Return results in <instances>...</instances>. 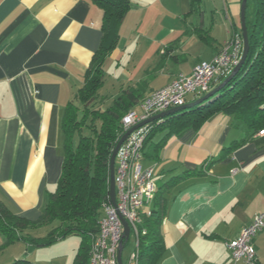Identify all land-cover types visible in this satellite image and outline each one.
Returning <instances> with one entry per match:
<instances>
[{
  "label": "crops",
  "instance_id": "crops-1",
  "mask_svg": "<svg viewBox=\"0 0 264 264\" xmlns=\"http://www.w3.org/2000/svg\"><path fill=\"white\" fill-rule=\"evenodd\" d=\"M232 5L203 0L194 12L192 0H134L106 59L96 107H110L125 89L141 84L143 98L134 108L140 110L179 74L189 76L197 63L213 61L242 34ZM103 18L91 0H0L1 211L37 221L57 191L65 160L64 117L71 103L81 106L77 94L102 48ZM110 73L115 96L101 94ZM197 99L189 96L187 103ZM243 137L232 117L216 114L198 129L171 135L156 160L145 158L165 202L160 226L165 254L159 264H237L227 242L264 214V144L227 150ZM195 170L200 173L187 174ZM48 231L16 230L14 242L0 232V264L30 260L34 245L20 237L41 238ZM131 235L136 248L129 264L139 242ZM253 243L254 264H264V230Z\"/></svg>",
  "mask_w": 264,
  "mask_h": 264
},
{
  "label": "trees",
  "instance_id": "trees-1",
  "mask_svg": "<svg viewBox=\"0 0 264 264\" xmlns=\"http://www.w3.org/2000/svg\"><path fill=\"white\" fill-rule=\"evenodd\" d=\"M91 1L104 13L103 44L97 53L94 69L77 94L81 106L71 103L66 110L63 121L65 160L57 191L50 196L37 221L0 210V232L12 242L19 239L12 238L16 230L24 231L28 227L49 228L41 238L30 234L29 237H20L25 243L37 247H48L79 236L82 241L73 264H90L91 248L100 231L104 206L110 203V160L122 134V119L143 98L140 84L137 88L125 89L110 107H96L99 90L104 84L106 59L117 46L120 24L133 7L134 0ZM202 1L192 0L194 12L201 7ZM246 15L250 50L238 74L206 102L151 123L144 148L146 159L156 160L160 146L171 135H180L189 128L198 129L216 114L232 117L234 126L244 134L242 140L227 148L228 152L247 143L264 144V136H259L264 130V0H248ZM85 130L89 132L86 134ZM161 132H166L164 138L151 145L150 142ZM198 173L200 170L187 172L188 175ZM161 190H157L151 204V214L143 215L139 225L138 264H159L165 254L160 232L165 215V202L159 195ZM11 264L34 263L18 259Z\"/></svg>",
  "mask_w": 264,
  "mask_h": 264
},
{
  "label": "built area",
  "instance_id": "built-area-1",
  "mask_svg": "<svg viewBox=\"0 0 264 264\" xmlns=\"http://www.w3.org/2000/svg\"><path fill=\"white\" fill-rule=\"evenodd\" d=\"M244 51L242 34L228 42L213 61H201L189 76L179 74L170 84L154 91L141 104L140 110L129 111L122 119V134L138 124L170 109L187 104L189 96L201 98L213 90V86L227 78L239 65ZM151 123L135 130L120 147L116 157V206H104L100 231L91 248L90 264H119L118 256L123 242L126 220L130 233L139 240V225L142 216L151 214V204L157 194L158 185L153 167L144 166V148ZM259 136H264V130ZM119 142V141H118ZM264 230V214L254 217L237 238L227 242L237 264H254L256 250L254 239ZM145 234V232H143ZM131 264H137V255Z\"/></svg>",
  "mask_w": 264,
  "mask_h": 264
},
{
  "label": "water",
  "instance_id": "water-1",
  "mask_svg": "<svg viewBox=\"0 0 264 264\" xmlns=\"http://www.w3.org/2000/svg\"><path fill=\"white\" fill-rule=\"evenodd\" d=\"M247 6H248V0H242L241 28H242V37L244 40V51H243L242 59H241L239 65L234 68L232 73L223 81V83H221L219 86L214 88L211 92H209L205 96L197 99L194 102L187 103L183 106L170 109V110L165 111V112H163L157 116L150 118L147 121H144V122L138 124L137 126L131 128L128 132H126L121 137L119 142L117 143L115 149L113 150L111 160H110V200L114 206H116V183H115L116 157H117V154H118L120 147L126 141V139L129 137V135L132 134L138 128H140L146 124L153 123V122L161 120V119H165V118L172 116L176 113H179V112H182L185 110H189L191 108H194L195 106L202 104L203 102H206L211 97H213L217 92H219L231 79H233L238 74L239 70L241 69V67L245 63V61L248 57V54H249V50H250V40H249V34H248V28H247V15H246ZM123 224H124V235H123V242H122L120 250H119V256H118V263L119 264H124L123 259H122L124 243L126 240H129V238L131 236L130 227H129L128 223L126 222V220H124V219H123Z\"/></svg>",
  "mask_w": 264,
  "mask_h": 264
},
{
  "label": "rangeland",
  "instance_id": "rangeland-1",
  "mask_svg": "<svg viewBox=\"0 0 264 264\" xmlns=\"http://www.w3.org/2000/svg\"><path fill=\"white\" fill-rule=\"evenodd\" d=\"M232 8L236 18V24L238 28L241 30V1L240 0H232ZM114 73V69H113ZM110 75H108V81L106 82V87L101 94H105L108 92L113 96H115L113 80ZM144 166L147 167V164L144 161ZM45 233V232H43ZM81 238L79 236H72L61 240L54 245L48 247H37L34 246L33 256L30 259L34 264H73L74 258L78 252V249L81 245ZM135 238L131 235L128 244H126V248L123 254V261L125 264H129V257L132 256L134 249L136 248Z\"/></svg>",
  "mask_w": 264,
  "mask_h": 264
}]
</instances>
